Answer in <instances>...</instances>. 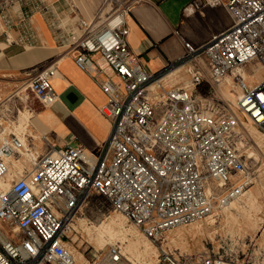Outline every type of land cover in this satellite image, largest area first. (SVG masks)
Returning a JSON list of instances; mask_svg holds the SVG:
<instances>
[{
	"label": "built area",
	"instance_id": "obj_1",
	"mask_svg": "<svg viewBox=\"0 0 264 264\" xmlns=\"http://www.w3.org/2000/svg\"><path fill=\"white\" fill-rule=\"evenodd\" d=\"M194 4L225 6L232 26L200 46L185 41L182 58L153 73L129 45L128 5L99 13L94 21L80 19V36L69 52L107 94L100 110L111 121V132L97 155L82 145L57 147L46 138L45 152L27 149L16 134L2 138L0 182L9 186L0 185V221L9 233L0 229V264H76L68 232L80 205L93 194L104 196L155 239L229 206L253 183L236 140L235 109L264 132V78L251 84L244 74L255 62L264 70V0ZM202 54L208 57L209 77L188 65ZM181 66L189 67L193 87L164 82ZM55 73L52 63L29 83L45 105L58 98L51 82ZM228 76L237 101L222 112L206 104L202 88ZM16 156L18 164L12 161ZM106 259L119 263L120 247L109 245ZM163 262L180 264L166 251ZM198 264L251 263L211 254Z\"/></svg>",
	"mask_w": 264,
	"mask_h": 264
},
{
	"label": "crops",
	"instance_id": "obj_2",
	"mask_svg": "<svg viewBox=\"0 0 264 264\" xmlns=\"http://www.w3.org/2000/svg\"><path fill=\"white\" fill-rule=\"evenodd\" d=\"M194 1L0 0V76L30 83L40 70L56 64L51 82L58 98L34 110L32 130L28 135L23 134L29 147L47 151L46 138L57 147L82 145L97 155L110 135L111 121L100 110L108 99L107 94L69 52L80 36V19L94 21L99 13L106 16L111 9L128 5L129 45L138 61L153 73L179 61L186 53L185 41L200 46L232 26V14L225 6L196 7ZM95 58L99 60L100 56ZM191 64L209 77L207 55H200L188 65ZM107 72L112 73L109 69ZM171 75L163 79L168 86H186L191 79L184 69ZM203 95L207 96L205 92ZM1 133H5L2 128L0 141L10 136ZM26 165H30L27 159ZM253 250L248 245L233 259L262 264L264 258L260 260Z\"/></svg>",
	"mask_w": 264,
	"mask_h": 264
},
{
	"label": "rangeland",
	"instance_id": "obj_3",
	"mask_svg": "<svg viewBox=\"0 0 264 264\" xmlns=\"http://www.w3.org/2000/svg\"><path fill=\"white\" fill-rule=\"evenodd\" d=\"M255 66L261 68L260 64L255 62L247 65L245 69L250 71ZM182 69L189 73L186 66H183ZM261 69V75L246 77L251 84L264 78V70ZM6 80L9 79L0 76V128L5 130V133H1V135L16 133L20 138H23L24 133L28 135L32 130L30 122L35 114H33L34 110H39L44 106V103L30 90L28 80L22 81L18 78ZM191 81L187 82L189 86ZM226 85L232 95H237L232 82L230 84L226 77L221 80L220 84L214 82L202 88L207 96L210 95L206 104L214 105L222 112H225V108H229V105L234 106L233 96L225 93ZM24 113H27L28 116L22 120L21 124L20 120ZM242 116V119L248 122L249 127L254 130V134L238 126L236 140L245 156L247 166L253 172L254 181L242 196H239L240 201L237 200L239 197L233 200L239 206H227L214 213L215 222L206 227L204 233L197 234L195 238L190 235L186 241L177 238V240L171 239L169 235H172L177 228L187 232L188 228L198 222L194 221L170 229L155 239L150 238L124 213L116 210L104 196L93 194L84 204L80 205L68 232L70 248H75L79 253H82L84 264H107V251L111 244L119 246L122 252V260L117 264H164V251L176 256L180 260V264H198L202 258L211 254L223 255L228 259L233 258L240 255L248 245L254 248V255L262 260L264 258V135L260 133L263 131L254 125L251 119ZM33 134L35 135L36 132ZM24 140L26 148L30 149L26 139ZM27 154L30 153L27 152ZM12 161L15 164L20 163L17 156L12 157ZM256 188L261 191L259 197L249 198L246 193ZM116 215L123 216L125 219L122 225H116V231H121H118L112 239L107 237L108 241L101 244L97 240L95 228L104 222L108 223L110 216ZM205 219H199V221L206 222ZM8 228L0 221V229L9 233ZM138 237L147 243L139 241ZM133 242L140 245V252L129 251L128 244Z\"/></svg>",
	"mask_w": 264,
	"mask_h": 264
},
{
	"label": "bare ground",
	"instance_id": "obj_4",
	"mask_svg": "<svg viewBox=\"0 0 264 264\" xmlns=\"http://www.w3.org/2000/svg\"><path fill=\"white\" fill-rule=\"evenodd\" d=\"M253 68L256 71H255V73H252L251 75L249 74L248 71L244 70V74L246 75V77L258 76V75L262 74V69L259 66H255ZM180 69H182V66L177 68L171 74L172 75L177 74ZM227 79H229V83L231 84V82H232L231 78L228 76ZM250 80H251V78H250ZM224 90H225V93H227V95H229V96L232 95L230 93L229 89H228V85L225 86ZM232 96L235 99L234 101L236 103L237 95H232ZM235 111L238 114V117L240 119L239 127L244 129V130H246V131H249V133H251V134L252 133L254 134V130H252V128L249 127V123L242 119L243 118L242 114L237 109H235ZM27 116H28V114L24 113V116L20 120L21 124H22V120H24ZM260 133L264 135L263 132H260ZM259 146L262 147L261 144H259ZM29 155L31 157H33V156H35V153L32 152ZM0 185L1 186H6V187L9 186L8 183L4 184L2 182H0ZM260 194H261V191L258 190V188H256L255 190H250L249 192L246 193V195L249 198H253V199H256L257 197H259ZM237 200L240 201V197ZM229 206L237 207L239 205L237 204L236 201H232ZM213 217H214V214L207 215V217L205 219L206 222H202V221L197 220L198 222L196 224H194L193 227L188 228L187 232H184L182 229L177 228L176 231L172 235L170 234L169 236L171 237L172 240L180 239V240H183V241H186L188 236H190V235L192 236V238H195L197 234L204 233L206 227H208L209 225H213L214 224L215 219ZM124 222H125V219H124L123 216H120V215L110 216V219H109L108 223L104 222L103 224H101V225H99V226H97L95 228L96 229V233H97V240L99 242H101V244H105L104 242H107L109 238L110 239L114 238L116 236V234L118 233V231L119 232L121 231V230L116 231V225H122ZM125 231L127 232L128 229L125 230ZM107 237H109V238L107 239ZM138 239H139V241H142L143 243L145 242V244L147 243V241L142 240L140 237H138ZM128 245H129L128 248H129L130 252H133V251L140 252V245H138L137 242H133V243H130ZM147 245H145V246H147ZM69 249L73 252L74 258L76 260V264H84V262L82 261V259H83L82 253H79L78 250H76L75 248H70V246H69Z\"/></svg>",
	"mask_w": 264,
	"mask_h": 264
}]
</instances>
